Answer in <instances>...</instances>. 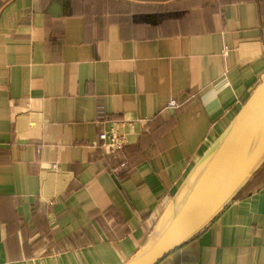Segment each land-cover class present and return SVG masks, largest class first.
<instances>
[{
  "label": "crops",
  "instance_id": "obj_1",
  "mask_svg": "<svg viewBox=\"0 0 264 264\" xmlns=\"http://www.w3.org/2000/svg\"><path fill=\"white\" fill-rule=\"evenodd\" d=\"M263 80L264 0H0V264H126ZM158 264H264V167Z\"/></svg>",
  "mask_w": 264,
  "mask_h": 264
},
{
  "label": "water",
  "instance_id": "obj_2",
  "mask_svg": "<svg viewBox=\"0 0 264 264\" xmlns=\"http://www.w3.org/2000/svg\"><path fill=\"white\" fill-rule=\"evenodd\" d=\"M264 167V80L191 170L151 242L126 264H158L215 219Z\"/></svg>",
  "mask_w": 264,
  "mask_h": 264
},
{
  "label": "built area",
  "instance_id": "obj_3",
  "mask_svg": "<svg viewBox=\"0 0 264 264\" xmlns=\"http://www.w3.org/2000/svg\"><path fill=\"white\" fill-rule=\"evenodd\" d=\"M171 107H177L178 103L176 101H171L169 104ZM99 121H106L105 118H99ZM126 140L122 136V134L113 126H111L108 130H103L99 134V142L94 144L95 148H103L107 150L108 155H117L119 153H124L126 150ZM57 164L52 166L53 169H57ZM132 170L130 161L128 158H124V160L117 165L112 172L116 174L120 173H130Z\"/></svg>",
  "mask_w": 264,
  "mask_h": 264
},
{
  "label": "trees",
  "instance_id": "obj_4",
  "mask_svg": "<svg viewBox=\"0 0 264 264\" xmlns=\"http://www.w3.org/2000/svg\"><path fill=\"white\" fill-rule=\"evenodd\" d=\"M125 174H126V173H125ZM254 178H255V177H254ZM252 183H253V179H252V181L250 182V184H249V185L243 190V192L237 197L236 200L241 199V198L244 196V194H246V192L250 189Z\"/></svg>",
  "mask_w": 264,
  "mask_h": 264
}]
</instances>
